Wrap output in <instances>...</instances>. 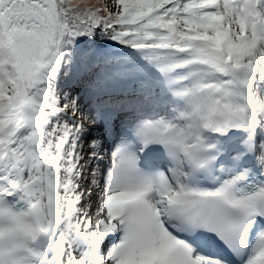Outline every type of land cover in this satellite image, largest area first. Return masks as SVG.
<instances>
[{
    "label": "snow or ice",
    "instance_id": "snow-or-ice-1",
    "mask_svg": "<svg viewBox=\"0 0 264 264\" xmlns=\"http://www.w3.org/2000/svg\"><path fill=\"white\" fill-rule=\"evenodd\" d=\"M0 264H264V0H0Z\"/></svg>",
    "mask_w": 264,
    "mask_h": 264
},
{
    "label": "trees",
    "instance_id": "trees-1",
    "mask_svg": "<svg viewBox=\"0 0 264 264\" xmlns=\"http://www.w3.org/2000/svg\"><path fill=\"white\" fill-rule=\"evenodd\" d=\"M108 50L112 51V52H118V48L117 47H110Z\"/></svg>",
    "mask_w": 264,
    "mask_h": 264
},
{
    "label": "rangeland",
    "instance_id": "rangeland-1",
    "mask_svg": "<svg viewBox=\"0 0 264 264\" xmlns=\"http://www.w3.org/2000/svg\"><path fill=\"white\" fill-rule=\"evenodd\" d=\"M83 109V107H82ZM85 112V111H84ZM86 113V112H85ZM96 203H95V197H93V209H95Z\"/></svg>",
    "mask_w": 264,
    "mask_h": 264
},
{
    "label": "bare ground",
    "instance_id": "bare-ground-1",
    "mask_svg": "<svg viewBox=\"0 0 264 264\" xmlns=\"http://www.w3.org/2000/svg\"><path fill=\"white\" fill-rule=\"evenodd\" d=\"M85 111L87 110V109H84ZM85 150L87 151L88 149H87V145H85ZM108 163V160H107V158L105 159V164H107Z\"/></svg>",
    "mask_w": 264,
    "mask_h": 264
}]
</instances>
